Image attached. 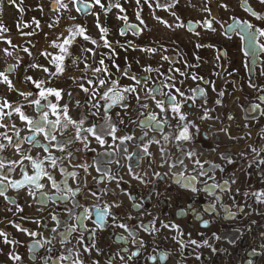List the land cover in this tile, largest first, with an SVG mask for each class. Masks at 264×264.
<instances>
[{"label":"flooded vegetation","instance_id":"obj_1","mask_svg":"<svg viewBox=\"0 0 264 264\" xmlns=\"http://www.w3.org/2000/svg\"><path fill=\"white\" fill-rule=\"evenodd\" d=\"M35 2L16 0L20 19L14 24L0 17V28L8 29L0 32V49L11 50L5 42L11 40L17 46L14 57L19 58L10 79L20 91L33 88L26 76L48 81L47 87L64 89L59 103L67 104L69 115L84 122L80 135L88 143L85 146L75 140L73 125H48L59 144L74 141L65 145L64 152L43 134L29 142L14 139L22 153L43 161L59 190L43 176L38 181L42 188L35 184L11 187L9 181L23 180L22 167L28 175L35 172L28 160L13 164L22 158L14 149L0 152V161L5 164L0 169L4 179L0 190L9 198L0 196V231L12 241L5 244L0 237V264H73L77 258L83 264H264V203L253 195L264 192V164L259 163L264 160V4L260 0H140L139 4L136 0H101V8L93 6L94 0H78L75 6L68 4L69 10L56 11L55 1L49 7L43 2L31 7ZM117 4L119 8L114 6ZM97 15L107 29L105 38L111 49L103 46ZM34 20L40 21V29ZM49 24L54 26L49 28ZM74 24L86 28V35L97 44L76 36L72 58L65 60L62 76L49 80L47 73L29 67L37 63L55 72L49 63L51 57L41 53L59 54L51 41L61 34L67 36L66 29ZM85 47L96 55L82 53ZM22 48H28L32 55ZM84 55L87 64L108 68L111 79L119 81L117 90L133 86L136 93H123L124 99L115 103L99 96L90 100L71 79L92 87L87 79H96L93 72L85 74L84 63L71 62ZM16 63L15 58L0 52V72ZM147 68L152 71H145ZM123 72L135 75L140 83ZM173 83L185 97L195 100L193 106V100L185 102L177 96L181 111L188 117L185 122L173 119L169 107L166 94L176 93L164 85ZM149 90H155V99ZM68 92L74 94L72 99ZM0 95L13 103L23 102L3 85ZM50 99L56 102L54 97ZM158 100L165 102L164 112L157 107ZM91 103L99 107L91 108ZM24 104L28 116L41 118L39 109ZM164 117L167 123L158 122ZM54 119L49 116V120ZM12 122L21 137L32 136L15 115ZM182 123L190 125V140L177 138ZM90 127L97 129L103 144L84 131ZM41 144L57 159L56 168L45 160L49 153ZM189 152L194 155L189 157ZM119 224H126L128 231ZM162 224L178 225L183 236ZM192 239L201 245L207 240L208 245H191ZM181 240L183 246L178 242ZM86 247L90 252L84 251ZM134 252L139 255L129 261ZM11 254L21 259H10ZM61 256L68 258L59 260Z\"/></svg>","mask_w":264,"mask_h":264},{"label":"snow or ice","instance_id":"obj_2","mask_svg":"<svg viewBox=\"0 0 264 264\" xmlns=\"http://www.w3.org/2000/svg\"><path fill=\"white\" fill-rule=\"evenodd\" d=\"M10 3L15 4L16 0H9ZM78 2V0H68V3H65V0H55L56 5H58V7L55 9L56 11H59L60 9L63 10H69L68 9V4L71 3L73 6L76 5V3ZM137 4L140 3V0H136ZM178 3V0H177ZM261 4H264V0H260ZM98 5L101 8H104V5L101 3V0H94V5L96 6ZM115 7L119 8L120 5H114ZM159 6V5H158ZM0 7H2V5H0ZM109 7H113V5H109ZM224 7H227V5H224ZM41 11H43V8L40 9ZM121 11H124L123 8H120ZM207 11V9H205ZM249 11H251V9H247ZM76 11H80L79 8L76 9ZM251 14L253 16H256V13L254 11H251ZM122 19H127V17H121ZM69 19L74 20L75 17H70ZM97 19V24L96 27L100 30L101 33V38L104 39V47H107L109 49H111V44L110 42L105 38V33L107 32V29L103 28L100 23H99V16L97 15L96 17ZM264 19V18H262ZM163 22V21H161ZM33 23L35 24L36 29H40L41 25H40V21L39 20H34ZM59 20L54 21V24H58ZM141 23H143V21H141ZM166 23V22H164ZM27 26V25H26ZM54 25L53 24H49L48 27L52 28ZM67 36H64L63 34L57 36L56 40L51 41V46L54 48H58L59 49V54L57 55H52V53H48V52H42L41 55H44L45 58L51 57L49 63L52 64L55 67V72H50L49 69L47 67H44L43 65L37 64V63H31L29 65V67L31 68H35V69H39L42 70L44 73L48 74L49 80L53 77H58V76H62L65 71H66V66H65V60L66 59H71L72 58V51H71V47H72V43L75 39L76 36H80L82 37L84 40L86 41H90L93 44H97V41L95 40H91V37H89L88 35H86V28H84L81 25H72L70 27H68L67 29ZM8 29L7 28H0V32H7ZM23 35H32L34 33H22ZM121 34L123 35V31H121ZM261 35H264V31H261ZM11 48V50H9V48H3L0 49V52H2L5 56L7 57H13L17 60V63L14 65H9L8 68L4 71V72H0V85L6 86L7 90L9 92H15L17 93L20 97L23 98V102H16L13 103L11 102L6 96H2L0 95V129H2L3 131H0V152L2 151H6L7 149L11 148L14 149L15 152L17 154L21 155V160L16 162L14 161L13 164H23L24 160H28L33 169L35 174L34 175H28L27 171L22 167L21 171L23 172L24 176H23V180L21 181H9V184L11 185V187L13 188H19L25 184H35L38 188H42L43 185L39 184L38 181L41 179V177H46L49 181L52 182V186L54 188H57V190H59V186L56 184L55 179L53 178L52 174L49 173L48 171H46V169L43 166V161H37L35 160L33 157H31L30 155H27L26 153H22L21 152V145L18 142H14V139L16 141H19L21 139H23L25 142H29L32 141L36 136L43 134L45 139L49 141V143L52 142H56L55 144H53L54 147H58V149L61 152L65 151V145L66 144H71L74 141L69 139L65 141L64 145L59 144V142L57 141V137L55 134L51 133V129L48 128V125H52V126H60L62 128H67L69 125H73L76 126V136H75V140L80 141L81 143H83L85 146H87V138L86 137H82L80 135L81 132V127L83 125V121H77L74 117L69 115V108L68 105L65 104L63 106L60 105V101L64 98V89L62 88H57V87H47V83L48 81L45 80H35L33 79L32 76H26L25 80L26 82L31 83V85H33V88L30 89L29 91H20L19 88H17L15 86V84L13 83V81L10 79V72L12 70H14L18 65H19V58L18 57H14V53L17 50V46L13 45L11 40H6L5 41ZM21 51L28 53V55H32V53L29 51L28 48H22L20 49ZM82 53L87 54V53H92L93 56L96 55V53L90 49V48H82ZM163 59L168 60V57H163ZM80 61L82 63H84L85 65V74L87 72V70H91L94 74V76H96V79H87V83L89 85H92L91 88L89 87H85L84 83H78L77 79L75 77H72V81L74 84H77V86L79 87V89L84 92L90 100L95 99L97 96H99V99L104 100L105 102L108 101H112L113 103H115L118 100H123L124 99V95L123 93H136V88L133 86H128V87H124L120 90H117L118 85H119V81L117 80H112L111 79V73L109 72L107 67H97L94 64L93 65H89L87 64V55H84L83 57H77L75 59H72L71 62L72 64H77V62ZM99 64L101 66L104 65V60L100 59L99 60ZM114 67L117 68V70H119V65H113ZM145 71L147 72H151L152 69L151 68H147L145 69ZM99 74V75H97ZM123 76L128 77L131 80H134L136 82V84H139L140 81L137 79V77L135 75H131L129 76L128 72H123L122 73ZM81 79H85V77H81ZM170 79H172L170 77ZM193 79H195V77H193ZM108 85V87L105 89L104 92H100V89H104L105 85ZM164 87H171L175 89V93L173 94L171 91H169L166 95L168 96V101H169V107L171 109V112L174 114L173 115V119L178 118V120L180 122H185L188 120L187 114L183 113L181 111V103L177 100V96L183 97L184 101L186 102L187 100H193V106H195V100L193 97H185L184 93L180 91L179 88L175 87V84L173 83L171 86H169L168 84H165ZM38 90V91H37ZM154 91L155 90H149V94L152 95V98L155 99V95H154ZM35 94V95H34ZM68 97L70 99L73 98L74 94L72 92H68L67 93ZM50 97H54L55 98V103L52 102V100L50 99ZM136 99L139 101L140 97L139 95L136 96ZM45 101L46 103H41V101ZM24 102H27L29 106H35L36 109L40 110V116L41 118L38 120H34L32 119L30 116H28L25 111H24V107L25 104ZM157 107H159L161 109V112L165 111V107H164V101L162 100H158L157 102ZM77 107H79V100H77ZM111 105L109 104V107ZM144 107H147L146 105H143ZM91 108H98L99 105L97 103H91L90 104ZM257 107H259L257 105ZM16 116V118L21 121L24 125L25 128L28 129V131H30L32 133V136H26V137H21L20 135V130H18L16 123L12 122V117ZM54 116L55 119L54 120H49V116ZM205 116H201V119H205ZM152 119H156L155 116L152 117ZM161 123H167V117H164V119L162 121H158ZM191 127L196 128V125L194 123H191ZM59 130V129H58ZM85 132H87L88 134L92 135L93 137H95V139L100 142L101 144L104 143V141L101 139V136L98 134L97 129L96 128H87L84 129ZM196 131L198 132L199 129L196 128ZM111 132H115V129H111ZM178 139L180 140H190L192 138V135L190 134V125L189 123H182V131H180L178 137ZM113 139H116V137L113 135ZM40 147L44 148V151L49 153L48 156L45 157V160H47L50 164V166L52 168H56L57 167V159L55 157H53L51 155L50 149L48 147H45L44 145H40ZM145 152L148 151L147 148L144 149ZM69 158H71L72 153H68L67 154ZM187 155L189 157H192L194 154L189 152L187 153ZM195 163L197 165H199V161H195ZM228 163H232V160L229 159ZM260 164H264V160H261L259 162ZM5 167V164L0 161V169H3ZM202 167V165L200 166ZM61 171H63V169H61ZM136 179H140V177H136ZM194 179V178H193ZM143 182V181H141ZM4 183V179L0 178V184ZM227 185V182L225 183V187ZM213 187H221L219 185H213ZM195 191V189H193ZM31 194V193H30ZM93 196L96 195L95 192L92 193ZM253 195L255 196V198L257 199L258 202L260 203H264V192L261 193H253ZM0 196H3L5 198V200H8L9 198L6 196L5 192L3 190H0ZM116 207H119L118 205H115ZM136 207H139V205H135ZM20 211H23V209H19ZM112 213L109 212V215H111ZM230 215L232 213H229ZM113 219H115V217L113 216ZM207 225V222H205V226ZM120 228H124L125 231H128V226L126 224H119L117 225ZM14 227H16L19 231H26L25 229L21 228L19 225H14ZM141 227H143L141 225ZM163 228H172L175 229L178 233H180V229L178 225L175 224H162ZM29 235L31 236H35L37 235L36 233H29ZM181 236H183V233H180ZM0 237H3V241L5 244H10L12 243V241H10L8 239V236L5 232L0 231ZM215 239L219 240L220 237L216 236ZM179 243H181V245L183 246V240L178 241ZM37 243H39L37 241ZM133 243H136L135 240H133ZM190 244L191 245H196L197 247L200 246H206L208 245V241L205 240L203 241V245L199 244L197 240H190ZM95 245L93 244L92 247H94ZM141 246H142V242H141ZM49 251H51V249H49ZM85 252H90V248L86 247L84 249ZM97 251H99L97 249ZM213 251H215V249H213ZM139 255L138 252H134L131 255L128 256V260L131 261L132 258L134 256ZM68 257L66 256H61L59 257V260H66ZM10 259L13 260H20L21 257L15 254H11L10 255ZM50 259V257H49ZM121 259L123 260L124 257H121ZM197 259H199V257H197ZM73 264H83V260L77 258L75 261H73Z\"/></svg>","mask_w":264,"mask_h":264},{"label":"rangeland","instance_id":"obj_3","mask_svg":"<svg viewBox=\"0 0 264 264\" xmlns=\"http://www.w3.org/2000/svg\"><path fill=\"white\" fill-rule=\"evenodd\" d=\"M36 1V2H35ZM55 0H33V2H35L33 4V8L38 7L40 5L41 2H43L46 7H49L50 3L53 2ZM27 4V2H26ZM0 5H2V7H0V17L1 19H3L6 23L8 24H14L17 21V19L19 18L18 15V11L16 10V7L14 6V4L10 3L9 0H0ZM22 6L18 3V8H21ZM20 19V18H19ZM22 23H24V21H22ZM43 44H40V48L42 47ZM46 50H50V47H44ZM39 49V48H38ZM35 69V68H34ZM32 69V70H34Z\"/></svg>","mask_w":264,"mask_h":264}]
</instances>
